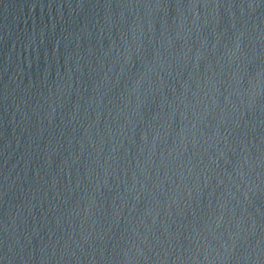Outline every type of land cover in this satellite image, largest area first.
Listing matches in <instances>:
<instances>
[{
  "label": "water",
  "instance_id": "1",
  "mask_svg": "<svg viewBox=\"0 0 264 264\" xmlns=\"http://www.w3.org/2000/svg\"><path fill=\"white\" fill-rule=\"evenodd\" d=\"M0 264H264V0H0Z\"/></svg>",
  "mask_w": 264,
  "mask_h": 264
}]
</instances>
